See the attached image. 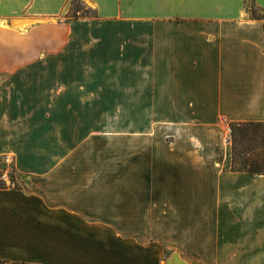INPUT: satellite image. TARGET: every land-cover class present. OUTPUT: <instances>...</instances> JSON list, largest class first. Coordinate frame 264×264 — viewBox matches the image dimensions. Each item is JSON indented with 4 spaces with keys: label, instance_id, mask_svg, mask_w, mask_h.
I'll return each instance as SVG.
<instances>
[{
    "label": "crops",
    "instance_id": "0c3cea01",
    "mask_svg": "<svg viewBox=\"0 0 264 264\" xmlns=\"http://www.w3.org/2000/svg\"><path fill=\"white\" fill-rule=\"evenodd\" d=\"M247 1L0 0V264H264V174L216 148L222 116L264 122ZM109 139L143 181L94 201Z\"/></svg>",
    "mask_w": 264,
    "mask_h": 264
},
{
    "label": "rangeland",
    "instance_id": "374dc122",
    "mask_svg": "<svg viewBox=\"0 0 264 264\" xmlns=\"http://www.w3.org/2000/svg\"><path fill=\"white\" fill-rule=\"evenodd\" d=\"M246 7L250 17L264 20V13L255 5L253 0H248ZM74 15L92 17L94 16V12L86 9L78 1H74L69 11L62 16V20L69 22V20L73 19L72 16ZM237 128L238 123H234V133ZM220 135L221 129L218 130L216 145L218 151L217 159L221 163L224 160L225 154L229 153V149L226 151L220 147ZM85 157L86 161L83 160V163L85 162L88 165V173L86 175L88 180V195H92L94 201H97V198L102 196H117L120 194L118 190L121 189L117 187V181H124L126 185L124 191L128 190L129 187L127 185H131L133 181H143L144 173L134 170L135 160L132 156H122L119 154L117 140L115 139H109L108 141L93 140V146H88ZM242 185H244V182L241 185L239 184V186ZM239 186L237 187L239 192L233 193V197L237 195L243 196L244 189L240 192ZM145 222L147 224V221Z\"/></svg>",
    "mask_w": 264,
    "mask_h": 264
},
{
    "label": "trees",
    "instance_id": "16d2710c",
    "mask_svg": "<svg viewBox=\"0 0 264 264\" xmlns=\"http://www.w3.org/2000/svg\"><path fill=\"white\" fill-rule=\"evenodd\" d=\"M79 17L85 16H72ZM231 154L232 171L264 174V122H238L235 133L233 129Z\"/></svg>",
    "mask_w": 264,
    "mask_h": 264
},
{
    "label": "built area",
    "instance_id": "2783aa9c",
    "mask_svg": "<svg viewBox=\"0 0 264 264\" xmlns=\"http://www.w3.org/2000/svg\"><path fill=\"white\" fill-rule=\"evenodd\" d=\"M221 122V135H220V147L224 150L229 151L231 150L232 146V138H233V123L225 116H222L220 118ZM5 164L7 165H12V161L10 157L6 156L5 157ZM10 177L12 178V169L10 167H4L2 170V177Z\"/></svg>",
    "mask_w": 264,
    "mask_h": 264
}]
</instances>
